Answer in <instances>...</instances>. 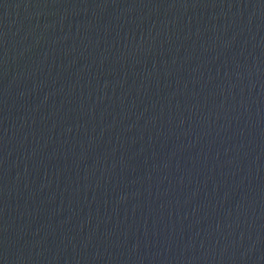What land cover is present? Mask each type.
I'll return each mask as SVG.
<instances>
[{"label": "water", "instance_id": "95a60500", "mask_svg": "<svg viewBox=\"0 0 264 264\" xmlns=\"http://www.w3.org/2000/svg\"><path fill=\"white\" fill-rule=\"evenodd\" d=\"M0 264H264V0H0Z\"/></svg>", "mask_w": 264, "mask_h": 264}]
</instances>
